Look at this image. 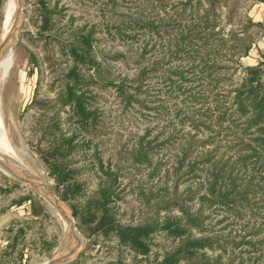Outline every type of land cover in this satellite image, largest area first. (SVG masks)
<instances>
[{"label": "rangeland", "instance_id": "1", "mask_svg": "<svg viewBox=\"0 0 264 264\" xmlns=\"http://www.w3.org/2000/svg\"><path fill=\"white\" fill-rule=\"evenodd\" d=\"M183 1L21 0L15 45L0 58V160L24 168L69 209L84 244L64 264H161L181 241L200 238L218 242L189 260L179 255V264H264V192L242 219L210 205L207 192L222 168H232L236 187L250 174L262 177L250 173L252 161L235 164L249 140L234 114L235 91L244 69L264 55L260 29L241 32L248 18L258 23L257 10L251 0L218 3L214 36L202 42L192 39ZM12 26V0H0V43ZM248 38L244 55L237 39ZM70 92L91 113L85 124L65 102ZM217 180L214 192L225 195L229 182ZM106 188L105 218L153 227L145 255L97 232L92 218L103 215L96 203ZM174 225L179 236L170 233ZM17 228L24 235L12 264H43L70 251L60 214L0 166V253ZM250 229L260 251L233 249Z\"/></svg>", "mask_w": 264, "mask_h": 264}, {"label": "trees", "instance_id": "2", "mask_svg": "<svg viewBox=\"0 0 264 264\" xmlns=\"http://www.w3.org/2000/svg\"><path fill=\"white\" fill-rule=\"evenodd\" d=\"M239 0H184L181 2L183 6L182 13L189 9V26L188 30L192 31L195 35L192 39H197L202 42H207L211 36H214L213 30L216 26V17L213 14L215 6L222 2L227 7L230 2H238ZM264 0H251V4L254 5L258 2H263ZM207 5L208 9H205L203 13L200 14V9H203V5ZM182 13L179 14V17H182ZM232 11L228 12L227 19L230 21L232 18ZM183 20V18H180ZM254 27L259 28L260 33L264 36V20L261 23H253L251 19H247L246 22H243L242 31L247 35L248 29ZM204 35V37H202ZM191 37V36H190ZM241 40L242 45H244L243 54L246 55L249 49L251 48L252 40L248 38V43L244 39H237L239 43ZM246 43V45H245ZM261 62L257 67L245 68V78L242 80L241 85L237 88L236 96L234 98V103L237 107L236 112L238 120L241 121V132L244 135H249L248 143L245 148L247 154L244 156H239L236 163L238 166H242L245 169L248 161H252L251 164L253 168L251 172H259L262 174L260 181L254 180L252 174L248 175L249 179L247 181H242L239 186H235V180L232 178V168H228L227 171H224V168L220 170H215L213 178V183L207 185V192L211 200L210 205L214 204L220 206L224 209V212L229 218L242 219L243 213L248 216H252V210L255 203V197L257 195H263L264 192V55H261ZM72 80L75 82L74 78ZM76 83V82H75ZM71 90V89H70ZM70 96L65 102L67 104H73L75 117L80 120L82 124H85L88 121L90 111L83 104V97L78 96L74 97L73 93L70 92ZM243 138V137H241ZM240 138V139H241ZM56 169V166H55ZM252 175V176H251ZM220 177L221 180L225 179L229 182L228 189L225 195L216 194L214 192L215 182ZM67 178V176H66ZM66 178L63 176L56 177L55 180L57 184L63 185L66 181ZM218 181V180H217ZM66 194L62 195V199L66 200ZM252 196L253 198H250ZM109 191L106 189L103 190L101 200L96 203V212H101L103 215L100 218L93 216L92 220L97 221V232H102L104 236H108L111 232L114 234V237L122 246H127L129 249L133 250L135 253L140 255H145L147 253V245L145 241L152 232L153 227L150 224L145 226H138L134 228H123L120 226H115L113 224L114 220L112 218L104 217L105 205L109 202ZM264 206L261 208L263 209ZM73 217H78V212L75 208L71 207ZM190 227L197 228L198 224L190 221ZM113 225V226H111ZM175 226V225H174ZM172 225L165 226V230L171 229ZM178 226H175L170 233L174 236H179L180 231ZM250 229V232L246 234L245 237L240 238V242H232V248L244 246L247 249L246 253L249 252H258L259 248H256V243L254 242V237L259 233ZM12 231V230H11ZM10 233V232H9ZM24 235L23 228H17L15 233L12 232V235L8 239V244L4 248L3 252L0 253V264H12L15 260L13 256L18 245V240ZM218 242L213 238H200L193 240L181 241L178 247L172 251V254H169L163 259L161 264H179V260L182 257L189 260L187 257H194V254L198 251L204 249H213V245ZM230 244V243H229ZM221 247V246H220ZM180 255V258H179ZM22 258V254L18 253V259ZM251 258H248V263ZM191 260V259H190ZM217 264V262L215 263ZM251 264H254L252 262Z\"/></svg>", "mask_w": 264, "mask_h": 264}, {"label": "water", "instance_id": "3", "mask_svg": "<svg viewBox=\"0 0 264 264\" xmlns=\"http://www.w3.org/2000/svg\"><path fill=\"white\" fill-rule=\"evenodd\" d=\"M17 3V13H16V18H15V24L13 25L14 27V32L16 31L18 25L20 24L22 20V12H21V0H16ZM8 43L7 39H4L0 43V54L4 48V46ZM0 166L3 168L8 174L11 176L17 178L20 180L22 183H24L26 186L29 188L33 189L35 192L36 191H41L44 194V200L50 204L63 218L69 233L71 237V246H70V251L68 254L64 255H56L53 256L52 259L49 261L43 263V264H64L66 262H69L73 260L79 253L81 247L84 244V239L81 237L79 232L77 231V228L74 225L73 218L71 217L70 211L67 208V206L55 195L53 192H51L47 186H45L42 183L35 182L31 179L25 178L23 175H21L19 172L13 170L10 168L8 165L0 161Z\"/></svg>", "mask_w": 264, "mask_h": 264}, {"label": "bare ground", "instance_id": "4", "mask_svg": "<svg viewBox=\"0 0 264 264\" xmlns=\"http://www.w3.org/2000/svg\"><path fill=\"white\" fill-rule=\"evenodd\" d=\"M12 5H13V25L15 24V18H16V13H17V3H16V0H12ZM8 40V43L4 46L1 54H0V58L2 56H4L9 50H11V48L15 45V32H14V27L12 26V29L11 31L9 32V35L8 37L6 38ZM7 147V146H6ZM9 151V150H8ZM1 161V160H0ZM2 162V161H1ZM5 163V162H3ZM6 165H8L10 168H12L13 170L19 172L21 175H23L25 178L27 179H31L35 182H38V183H42L40 180H38L37 178L35 179L34 177L30 176L27 171L22 168L21 166H16L17 169H15L12 165H10V163H5ZM43 184V183H42ZM37 194L40 196V197H44V194L41 192V191H36ZM44 199V198H43ZM66 225V224H65ZM60 254H64V251L63 252H59Z\"/></svg>", "mask_w": 264, "mask_h": 264}, {"label": "crops", "instance_id": "5", "mask_svg": "<svg viewBox=\"0 0 264 264\" xmlns=\"http://www.w3.org/2000/svg\"><path fill=\"white\" fill-rule=\"evenodd\" d=\"M256 10H257V22L261 23L264 20V1L263 2H258L254 4ZM263 42H264V36H263Z\"/></svg>", "mask_w": 264, "mask_h": 264}]
</instances>
